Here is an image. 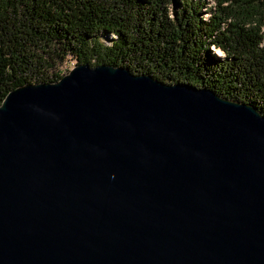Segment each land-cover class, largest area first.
I'll return each mask as SVG.
<instances>
[{"label":"water","instance_id":"water-1","mask_svg":"<svg viewBox=\"0 0 264 264\" xmlns=\"http://www.w3.org/2000/svg\"><path fill=\"white\" fill-rule=\"evenodd\" d=\"M0 264H264V115L106 64L13 89Z\"/></svg>","mask_w":264,"mask_h":264},{"label":"trees","instance_id":"trees-1","mask_svg":"<svg viewBox=\"0 0 264 264\" xmlns=\"http://www.w3.org/2000/svg\"><path fill=\"white\" fill-rule=\"evenodd\" d=\"M204 1L0 0V105L19 86L59 81L52 71L73 56L207 88L264 115V0H213L207 18Z\"/></svg>","mask_w":264,"mask_h":264},{"label":"rangeland","instance_id":"rangeland-1","mask_svg":"<svg viewBox=\"0 0 264 264\" xmlns=\"http://www.w3.org/2000/svg\"><path fill=\"white\" fill-rule=\"evenodd\" d=\"M179 1H181V0H179ZM204 7H207L206 9L205 8L203 9V11H205V13H203V14L207 18L210 16L209 11H207V10L215 9V2L213 0H205L204 1ZM111 39H112L111 36H106L105 42L107 44H110ZM212 51L217 56L223 55V53L219 49H215L214 47H212ZM78 64H79L78 60L75 57L68 56L63 61H59L55 70H53L52 72L63 77L65 75L69 74V72L71 70H73Z\"/></svg>","mask_w":264,"mask_h":264}]
</instances>
